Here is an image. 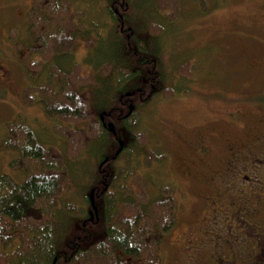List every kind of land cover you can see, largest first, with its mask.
<instances>
[{
	"label": "trees",
	"instance_id": "16d2710c",
	"mask_svg": "<svg viewBox=\"0 0 264 264\" xmlns=\"http://www.w3.org/2000/svg\"><path fill=\"white\" fill-rule=\"evenodd\" d=\"M167 1L96 0V5L86 8H92L88 19L93 20L82 22L87 18L85 10L71 5L77 0H31L25 26L32 44L26 46L22 57L29 79L45 80L39 86L30 83L24 87L20 102L32 104L37 100L35 95L47 94L41 102L46 105L45 115L52 120L50 130L63 148H68L70 156L62 155L54 146H45L36 130L24 122L21 109L10 106L18 113L4 123L0 147L18 152L10 165L18 169L21 178L15 181L9 174H0V264H164L160 246L176 225L182 204L176 196V184H158L156 193L144 183L145 173L143 176L139 167L158 168L166 155L147 145V133L140 129L136 109L128 115L127 106L123 111L116 110L120 100L106 109L101 102L107 90L99 95L101 88L111 85L108 91H116L112 94L114 100L126 99L124 94L130 91L134 104L144 91L138 89L147 81L138 65L114 68L112 77H105L104 66L111 62L99 64L91 58L87 63L91 72L80 78L81 64L70 57L76 46H95L102 40L99 28L104 30L108 23L95 22V14L118 23L124 4L134 9L148 3L154 15L153 10L161 12L166 7L159 3L168 5ZM173 1L175 5L177 0ZM176 14L172 7L166 18L173 21ZM149 23L148 28H157L158 22ZM10 31V39L17 46L26 44L19 38L18 29L10 27ZM81 33L84 37H79ZM139 33L133 29L130 40L136 43L139 53L150 58L144 52L148 53L147 39ZM133 51L138 53L135 48ZM147 61L153 60H143V67ZM35 67L37 72L33 73ZM171 90L174 95L176 90ZM103 110L108 113L101 120ZM107 121L118 124L116 135L104 126ZM81 122L84 127L79 126ZM118 140L122 148L116 153ZM92 145L98 147L96 154L90 152ZM91 158L97 160V166ZM78 160V165L72 164ZM90 195L98 212L93 221L88 216ZM192 199V195L188 197V203ZM67 227H71V233L65 234ZM59 230L64 232L63 241Z\"/></svg>",
	"mask_w": 264,
	"mask_h": 264
},
{
	"label": "rangeland",
	"instance_id": "374dc122",
	"mask_svg": "<svg viewBox=\"0 0 264 264\" xmlns=\"http://www.w3.org/2000/svg\"><path fill=\"white\" fill-rule=\"evenodd\" d=\"M94 2L96 0H88L87 5L81 0L80 3L79 0L71 3L74 9L85 10L87 18H82V22L93 20L88 19L92 8H86L97 4ZM167 2L168 5L159 3V6L166 7L163 10L159 8L161 12L153 10L154 15H151L152 10L148 3L134 9L129 4H124L119 11L118 24L95 14V22L108 23L104 30L99 28L102 30V40L95 46H83L84 43L76 46L70 59L81 64L80 78L91 72L87 64L90 58L92 62L99 64L111 62L109 66H104V76L108 78L112 77L114 68L126 69L138 65L144 81H147L144 87L138 89H144L137 97L139 102L134 103L138 104L135 109L140 129L147 133L148 146L166 154L161 166L143 169L140 165L139 172L143 176L145 173L144 183L151 190H156L158 184H176V196L182 204L178 212L179 221L183 224L188 219L187 211L190 209L187 184L189 179L183 171H188V164L194 161L189 159L193 152L191 148L188 151V141L203 140L209 145V160L225 158L227 142L231 141V138L226 137H231L237 131L238 124L242 125L244 121H250L249 128L254 121V112H262L261 108L264 110V0H177L175 5L173 0ZM30 3L31 0H0V73L4 78L2 80L0 76V141L4 140V123L12 121L18 113L10 108L13 104L17 110L21 109L24 122L36 130L45 146H54L62 155L67 153L70 156L68 148H63L62 142L50 130L52 120L45 115L46 105L41 102L47 94L35 95L37 100L32 104L24 105L20 102L25 86H39L45 80L29 79L22 57L26 46L32 44V38L25 26V13ZM98 6L101 7L102 3ZM172 7L177 14L173 21H169L166 17L171 13ZM95 11L97 13L98 9ZM155 20L163 22L160 26L164 29L160 31L154 25L151 29L148 28L149 22ZM10 27L19 30V38L26 42L24 46H17L10 39L13 35L11 31L8 32ZM84 27L86 30L87 25L84 24ZM132 27L138 33L143 31L142 36L152 38L150 49L153 42H159L158 53L155 55L150 52V57L156 60L147 61L146 67L141 62L150 58L143 52H134V43L132 45L130 40H126V34L132 33ZM113 28H116L115 32ZM82 35L81 33L79 37H84ZM178 64L182 66H177ZM34 71L37 72L36 67L33 73ZM180 74L188 75V79H183ZM41 76L45 77L43 73ZM107 86L105 89L101 88L99 93L103 95L107 90L101 102L106 109L119 100V97L114 100L115 96L112 94H116V91L111 93L108 91L111 90V85ZM170 87H174L176 95L171 93ZM121 100L116 110L121 108L123 111L126 107ZM250 112L252 113L244 117ZM63 119L69 120L66 116ZM114 125L116 132L120 130L118 124ZM79 126L84 127L83 122ZM97 151L98 147L92 145L90 152L96 154ZM17 153L13 148L0 147V174H9L15 181H19L21 177L18 169L11 166L10 162ZM94 158H91V162L97 166L98 162ZM85 159L83 156L82 161L86 164ZM72 164L78 165L79 160ZM200 174L202 177L207 175L204 170L194 175ZM70 228L67 227L65 234L71 233ZM59 231L60 241H63L64 232ZM171 237L173 236H168L166 243L164 241L165 245L163 243L160 246L163 249H160V253L164 264L166 249L170 251L173 261L171 263L167 259L166 264H176L182 259L180 253L171 250L167 245Z\"/></svg>",
	"mask_w": 264,
	"mask_h": 264
},
{
	"label": "flooded vegetation",
	"instance_id": "af4514ba",
	"mask_svg": "<svg viewBox=\"0 0 264 264\" xmlns=\"http://www.w3.org/2000/svg\"><path fill=\"white\" fill-rule=\"evenodd\" d=\"M131 98L119 100L133 109ZM261 111L254 112L249 128L250 121H244L231 137H226L231 141L227 142L225 158L209 160V145L203 140L188 141V151L191 148L193 152L189 159L194 161L183 174L189 179L188 197L192 195L193 199L188 219L180 224L178 213L176 225L165 236V243L168 236H173L167 245L182 255L176 264H264V110ZM203 170L205 177L194 175ZM164 255L165 264L167 259L173 263L168 249Z\"/></svg>",
	"mask_w": 264,
	"mask_h": 264
},
{
	"label": "water",
	"instance_id": "95a60500",
	"mask_svg": "<svg viewBox=\"0 0 264 264\" xmlns=\"http://www.w3.org/2000/svg\"><path fill=\"white\" fill-rule=\"evenodd\" d=\"M128 94H129V93H127V95H128ZM130 110H131V106H130ZM106 126H107L108 130H109L111 133L115 134V130H114V127H113L112 122H109ZM118 143H119V148H118V150L116 151V153H118V152L121 150V148H122V141L119 140ZM105 160H106V159H105ZM105 160H104V161H105ZM104 161H103V162H104ZM90 204H91V210H90V212H89V214H90V220H93V217H95V218L97 219V218H98V217H97V208H96V205H95V203H94V196H93V195H90Z\"/></svg>",
	"mask_w": 264,
	"mask_h": 264
},
{
	"label": "bare ground",
	"instance_id": "6f19581e",
	"mask_svg": "<svg viewBox=\"0 0 264 264\" xmlns=\"http://www.w3.org/2000/svg\"><path fill=\"white\" fill-rule=\"evenodd\" d=\"M90 212V211H89ZM95 217H93V219H94ZM96 219V218H95ZM89 220H90V214H89ZM97 220V219H96ZM90 221H93V220H90Z\"/></svg>",
	"mask_w": 264,
	"mask_h": 264
}]
</instances>
